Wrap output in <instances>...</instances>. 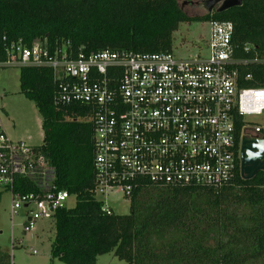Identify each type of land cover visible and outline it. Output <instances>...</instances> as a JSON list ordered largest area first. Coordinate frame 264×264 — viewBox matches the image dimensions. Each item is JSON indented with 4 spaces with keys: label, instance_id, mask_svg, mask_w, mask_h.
Instances as JSON below:
<instances>
[{
    "label": "trees",
    "instance_id": "trees-1",
    "mask_svg": "<svg viewBox=\"0 0 264 264\" xmlns=\"http://www.w3.org/2000/svg\"><path fill=\"white\" fill-rule=\"evenodd\" d=\"M192 20L230 21L234 56H264V0H243L194 18L177 0H0V61L7 58L6 46L19 39L28 47L39 41L51 52L65 43L75 53L174 52V33ZM246 44L254 46L250 53ZM239 77L243 86L264 87V64L240 66ZM54 90L51 68L20 66V91L42 117L38 149L54 167L57 188L76 199L52 216L53 258L97 264L99 256L113 253L129 264H264V171L243 179L239 161L234 179L223 186L142 183L129 196L128 213L109 215L94 190L91 109L55 104ZM242 124L239 119L237 151ZM32 190L28 184L22 192ZM0 264H11L1 247Z\"/></svg>",
    "mask_w": 264,
    "mask_h": 264
},
{
    "label": "built area",
    "instance_id": "built-area-1",
    "mask_svg": "<svg viewBox=\"0 0 264 264\" xmlns=\"http://www.w3.org/2000/svg\"><path fill=\"white\" fill-rule=\"evenodd\" d=\"M205 52L136 53L104 49L73 52L69 43L51 52L39 41L9 43L0 66L49 67L57 105L85 104L94 125L95 194L113 214L112 196H131L142 183L223 186L240 161L245 136H263L249 117L264 114V87L242 85L239 68L264 64V56L235 57L230 21H211ZM254 46L246 44L244 52ZM248 74L246 78H251ZM12 139L0 119V192L13 214L25 215L23 231L68 206L55 170L38 149ZM30 184L32 191H24Z\"/></svg>",
    "mask_w": 264,
    "mask_h": 264
},
{
    "label": "rangeland",
    "instance_id": "rangeland-1",
    "mask_svg": "<svg viewBox=\"0 0 264 264\" xmlns=\"http://www.w3.org/2000/svg\"><path fill=\"white\" fill-rule=\"evenodd\" d=\"M183 0H177L182 5ZM210 34L208 21L192 20L180 25L174 33V53L178 56L205 52ZM0 119L3 128L14 140H25L32 146H39L44 139L42 117L33 101L20 91V66H0ZM253 123L264 127V114L251 116ZM75 198H69L67 205L73 207ZM116 214L129 212L130 199L127 196H112L109 202ZM25 215L12 212L11 196L3 192L0 198V247L7 249L11 264H66L51 256V245L55 235L53 218L39 220L34 229L23 231ZM97 264H129L113 253L98 257Z\"/></svg>",
    "mask_w": 264,
    "mask_h": 264
},
{
    "label": "water",
    "instance_id": "water-1",
    "mask_svg": "<svg viewBox=\"0 0 264 264\" xmlns=\"http://www.w3.org/2000/svg\"><path fill=\"white\" fill-rule=\"evenodd\" d=\"M243 0H203L207 13L222 12L240 6ZM206 13V14H207ZM259 171H264V136H245L240 143V175L252 179Z\"/></svg>",
    "mask_w": 264,
    "mask_h": 264
},
{
    "label": "flooded vegetation",
    "instance_id": "flooded-vegetation-1",
    "mask_svg": "<svg viewBox=\"0 0 264 264\" xmlns=\"http://www.w3.org/2000/svg\"><path fill=\"white\" fill-rule=\"evenodd\" d=\"M180 9L189 17H201L207 12L203 5V0H183Z\"/></svg>",
    "mask_w": 264,
    "mask_h": 264
}]
</instances>
